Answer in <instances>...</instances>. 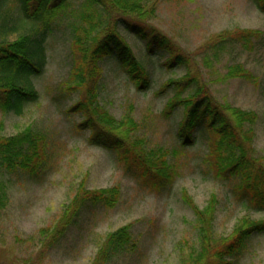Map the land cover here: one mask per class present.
Returning <instances> with one entry per match:
<instances>
[{"label":"rangeland","instance_id":"374dc122","mask_svg":"<svg viewBox=\"0 0 264 264\" xmlns=\"http://www.w3.org/2000/svg\"><path fill=\"white\" fill-rule=\"evenodd\" d=\"M151 5L155 14L148 25L172 41L189 67L169 69L167 55L149 51L146 42L120 30L151 74L152 86L149 91H138L116 57H109L101 63L104 76L98 106L117 122L131 116L138 124L130 137L132 144L143 141L144 152L154 159L166 153V162L176 174L174 180L164 182L153 171L145 174L132 157H125L124 150L118 153L92 144L93 130L83 125L82 114L71 110L85 99L70 78L75 29L90 27L82 20L83 14H90L91 25L96 27L106 18L102 9L92 8L84 0H71L47 38L43 74L33 79L39 101L28 105L23 116L0 111V138L16 136L31 127L46 140V161L37 175L0 173V264H93L108 236L126 226H131V246L110 264H183L200 249L196 218L182 200L184 190L201 209L217 196V239L231 235L245 217L264 220V212L247 208L236 192L240 179L214 177L205 159L209 149L204 131L197 134L194 147H180L178 129L184 108L178 107L166 117L163 111L176 91L161 92L168 81L190 73L198 76V82L183 91L182 98L202 87L221 109L257 113L258 122L246 130L255 132L249 145L251 157L261 161L264 13L256 0H153ZM12 18L7 28L15 31L9 34V41L24 33L22 24L27 32L31 27L20 20L19 8ZM241 30H257L261 35L252 39L251 48L233 38L219 41L227 33ZM81 34L85 38L84 31ZM95 34L96 30L89 37ZM234 67L243 68L251 78L233 76L230 71ZM93 118L98 121L97 116ZM82 184L87 191L118 189V204L108 208L88 202L77 223L55 240L54 229ZM233 263L264 264V235L252 237Z\"/></svg>","mask_w":264,"mask_h":264},{"label":"trees","instance_id":"16d2710c","mask_svg":"<svg viewBox=\"0 0 264 264\" xmlns=\"http://www.w3.org/2000/svg\"><path fill=\"white\" fill-rule=\"evenodd\" d=\"M84 1L92 8L102 9L106 18L96 27L95 24L91 25L90 14H83L82 20L90 27L75 29L72 43L74 61L70 78L75 83L74 89L80 90L85 99L80 100L71 110L82 114L85 118L83 125L87 124L93 130L90 139L92 144L118 153L124 150L125 157H132V162L145 174L153 171L160 180L172 183L176 174L166 162V153L154 159L144 152L143 141H133L132 144L130 137L138 129V124L131 116L117 122L107 112H100L98 100L104 76L101 63L115 56L117 64L138 91L146 92L151 89V74L119 34L120 30L146 42L149 51L167 55V67L171 70L189 67V62L167 36L148 25L155 14V6H150L153 0ZM70 2L71 0H0L1 112L23 116L28 105L39 101L40 93L35 88L33 79L43 74L47 38L53 26L69 9ZM256 2L264 13V0ZM17 8L20 10V20L31 27L27 32L22 24L24 33L16 40L9 41L7 38L15 29H8L7 24L13 19ZM95 30L96 34L90 38V32ZM81 31H84L85 38ZM260 35L261 32L257 30H241L227 33L219 41L233 38L245 48H251L252 39ZM230 72L233 76L251 78L241 67H234ZM197 82L198 76L188 73L179 80L168 81L161 90L166 92L173 88L176 91L163 111L166 117L170 118L178 107L184 108V117L178 129L180 147L183 150L194 147L197 134L204 131L209 149L205 159L214 177L222 180L240 179L235 190L244 198V205L256 212H264V157L261 161L251 157L249 145L254 141L255 132L252 129L246 130L247 126L258 122V114L233 107L221 109L208 95L207 89L202 87L197 88L195 94L182 98V92ZM94 116L98 117V121L94 120ZM45 161L46 140L31 127L16 136L0 138V173L22 171L35 176ZM119 197L118 189L87 191L82 184L55 227L53 238L60 239L70 231L88 202L114 208ZM182 200L196 218L200 244V249L192 252L183 264H234L233 259L243 252L252 237L264 235V220L256 221L245 217L231 235L217 239V196L213 195L204 209L196 204L187 190L183 191ZM132 239L131 226L111 233L93 264H110L122 257L131 246Z\"/></svg>","mask_w":264,"mask_h":264}]
</instances>
